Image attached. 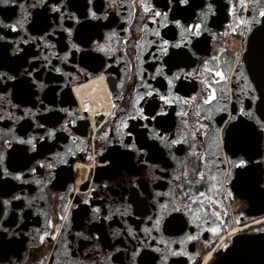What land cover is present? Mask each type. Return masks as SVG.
Wrapping results in <instances>:
<instances>
[{
    "label": "flooded vegetation",
    "instance_id": "flooded-vegetation-1",
    "mask_svg": "<svg viewBox=\"0 0 264 264\" xmlns=\"http://www.w3.org/2000/svg\"><path fill=\"white\" fill-rule=\"evenodd\" d=\"M32 2L34 0H24L26 6ZM232 2L239 4L240 0ZM86 3L87 0H73L74 7L71 10L82 8L84 17L79 23L72 21L75 25L72 38L87 33L93 40L103 41L105 34L115 29L118 35L112 38L109 45L114 49L111 56L96 52L89 45L82 46L79 52L71 49L68 62H65L62 56L69 51L70 45L67 33H63V40L59 34L51 37L55 48L45 49L51 60V64H46L43 54L36 47L40 41H29L32 45L30 48L22 41L15 44L16 37L23 36L26 39L28 33L42 35L29 27L31 18L24 25L28 32H22L19 28L16 32L0 28V31L11 37L7 41H0V63L4 66L0 71H8L20 64L19 60L10 58L12 48L5 49V44L24 49L28 59L39 58L38 61L32 60V64L37 70L44 68L37 80L43 81L47 87H34L36 97L44 100L47 95L45 104L52 99L57 104L61 100L65 101L60 107L72 110L73 115L68 118L76 121L70 125V132L60 128L62 120L45 125L46 129L57 128V132L53 139L39 142L44 147L39 148L38 144V154H26L33 157L27 166L37 168L36 174L25 173L29 178L27 183L5 178L10 183L4 186V191L9 196L22 194L24 198L12 202L13 208L5 218L6 223L0 220V224L8 230L3 233V229H0L3 234L0 239V264H131L132 245L137 244V241L126 235L128 227L131 226L136 235L144 237L142 230L151 227L157 215L161 217L159 230L153 229L151 235L155 239L146 242L162 249L179 248L182 253H187L169 255L167 264H213L231 245L234 237L264 234V161L254 155L257 150L264 155V134L257 135L239 126L232 129L228 136L230 125L224 123L233 108L239 113L241 106H252L253 112L260 115L257 110L261 109L260 101L252 102L251 96H259L258 83L264 84V38L256 33V29L264 23V17L258 14L259 9L264 7V0L255 4L245 0L244 7L233 13H228L225 7L228 0H213L216 13L209 14L206 30L199 37H190L195 47L189 45L184 49L186 56H173L171 60L168 57L179 49L170 46L167 55L160 53L159 43H152L157 38L153 37L150 30L159 28L161 35L175 44L181 39L177 26L168 24L160 27L147 20L138 4L135 5L136 10H132L133 0H117L116 6L107 9L108 19L100 20V26H97V21L87 15V8L84 7ZM108 3L109 0H93V6H98L101 12ZM153 3L163 9L166 0H153ZM190 3L193 4L189 10L192 15L184 13L176 17L182 20V24L198 22L194 17L198 15L200 0H190ZM26 10L33 14L38 11L30 7ZM21 15L20 0L0 5V18L6 22H15ZM77 15L80 13L77 12ZM142 16L145 17L143 20ZM237 16L255 19L244 26L236 20ZM169 17H172L171 12ZM257 20L261 23H256ZM144 24L148 27L145 28ZM56 31L60 33L62 29ZM261 41V48L255 50L254 44ZM76 42L79 43V40ZM85 48L91 52L90 57L82 56ZM53 52L57 55L53 56ZM121 57L118 63L115 62ZM205 60L208 61L207 66H204ZM53 65L62 67L64 72L51 71ZM161 65H164V75L156 71L157 66ZM27 67V64L22 65L21 73ZM169 67L171 72L168 71ZM80 68L86 71L81 72ZM180 68L184 69V74L173 82L172 94L195 99L191 103L177 99L176 103L167 105L159 99V94H169L170 86L165 77ZM189 72H193V75L188 76ZM217 72L225 78L217 76ZM145 80L153 88L159 89V94L154 93L153 97L145 98L150 103L155 102L156 111L148 115H155L156 119L144 121L137 117L132 120L131 116L136 115L131 111L133 102L138 99V93L147 90L144 87ZM204 81L211 85V89L206 87ZM8 83L11 88L12 82ZM137 84L141 87H136ZM248 84L256 87L255 93H251ZM212 89L215 90L214 99L204 103ZM0 91L7 92L6 99L0 104L15 115H22V108L27 105H21V111L17 112L7 101L11 99L13 104H19L20 99L27 97L21 96L14 88L10 92L2 88ZM245 91L249 95H243ZM173 99H176L175 95ZM36 103L39 104V100ZM113 105L117 107L113 108ZM161 105L167 112L157 115ZM137 107L147 109V104L141 101ZM113 111L116 114L109 115ZM182 112L188 115H180ZM41 115L47 113L37 112L35 119L39 121ZM125 115H129L126 121L128 128H136L135 143L137 147H144L143 153L124 148L117 142L120 139L124 143L132 142L122 135L128 128H120ZM60 116L63 118L66 114L60 113ZM237 118L255 126V121L243 114H238ZM32 123V117H24L20 121L6 117L0 121V136L9 138V128H13L17 135L25 134L21 128L36 132V128H29ZM143 124H149L147 130L141 127ZM202 124H208V128H201ZM155 128L166 134L168 139L175 138L180 142L176 145H168L167 140L161 143L151 135ZM216 128H220L219 151ZM205 132L206 136L203 135ZM193 133L196 135L193 136ZM229 148L236 151L237 157L242 154L239 151L241 149L253 154V160L246 166L247 171L228 163ZM69 149L75 155H71ZM50 153H61L67 163L57 162L53 169L36 164L37 160L45 158L54 160ZM23 162L24 158L20 154L12 153L10 149L6 151L4 164L12 166L10 171L23 170L20 167ZM185 169L188 173L186 178L182 175ZM200 170L203 171V179L196 175ZM176 176H181V180H176ZM41 177L47 183L37 185L34 181ZM181 182L186 195L174 190V185ZM69 187L73 189L71 192L68 191ZM90 189L89 203L85 204L84 197ZM198 193L203 195L199 196ZM173 195L178 197L175 204L172 203ZM65 204H68L67 209L63 207ZM73 204L77 207H72ZM160 204L167 205V210L161 212ZM17 205L24 210L22 214ZM94 206L101 209L100 218L95 220L92 219ZM128 206L130 208L125 211ZM177 206L182 210L173 211ZM185 208L190 211L183 210ZM85 209L88 210L87 214ZM13 212L16 214L13 215ZM109 213L111 219H105ZM61 215L70 220V224L61 220ZM150 216L151 220L148 219ZM49 220L52 226H49ZM57 227L60 231L56 230ZM117 230L121 235H114ZM81 231L92 239L77 236L76 233ZM186 234L193 235L195 239H185ZM254 253L252 255L256 259L258 252ZM153 254L159 258L162 253ZM136 264H140V255L136 257Z\"/></svg>",
    "mask_w": 264,
    "mask_h": 264
},
{
    "label": "snow or ice",
    "instance_id": "snow-or-ice-1",
    "mask_svg": "<svg viewBox=\"0 0 264 264\" xmlns=\"http://www.w3.org/2000/svg\"><path fill=\"white\" fill-rule=\"evenodd\" d=\"M245 0H240L239 4H235L232 2V0H228L227 11L228 13H233L237 9H242L244 7ZM250 3H258L259 0H249ZM9 3H16V0H0V5H7ZM139 5L140 10L146 14V19L149 21H152L154 24H158L160 27H166L168 24H173L177 26L180 29V36L181 39L177 41L175 44H172V42L169 39L164 38L163 35H161V32L159 28L151 29V34L153 37L157 38L152 41V43H159L160 48L158 51L162 54L167 55L169 53V47L177 48L179 49L178 52L172 53L171 56L168 57L169 60L172 59L173 56L180 57V56H186L187 53L184 51L185 48H188L189 45L192 47H195V45H192V41L190 37H199L201 35V32L206 30V22L209 18V14L215 15L216 9L214 7L213 0H200V7L198 10L197 17H194L198 19V22L196 23H186L182 24V20L180 18H176L179 15H183L184 13H188V15H192V13L189 11L193 8V4L190 3V0H166V3L163 5V9L156 6L155 3H153V0H133V11L136 10L135 5ZM117 0H109V3L104 5L105 10L103 12L100 11V8L93 6V0H87V3L84 5V7L87 8V15L88 17L92 18L93 20L97 21V26L99 25L100 20H107L109 16L108 8L109 6H116ZM184 6V7H182ZM30 7L33 9H38V11L33 14L32 12L27 11L26 9ZM74 7L73 0H34V2L28 4L27 6L24 3V0H20V8L23 11V15H21L15 22H6L5 19L0 18V28L2 29H11L12 32H16L19 28L22 32H28V30L24 27L26 23H28L29 18H31V23L29 24V27L33 29L34 32L42 33V35H32L31 33H28L27 38L25 39L23 36L16 37L15 38V44L18 45L21 43V41L28 45L29 48L32 46L29 41H40V43L36 44V47L40 49L41 53L43 54V60L46 64H51V60L48 59V55L45 52V49L51 50L52 48H55V44L53 43L51 37H54L56 35H60L61 40H63V33H67L68 41H69V51L64 52L62 59L65 62H68V57L71 54V49H75L76 51H81L82 46H91L92 49L96 52H102L106 55L111 56L113 52V48H111L109 45L112 42V38L116 37L118 35L117 31L115 29L110 30L107 34H105L104 40H93L92 36L85 33L84 35H78L76 39H73V29L75 27L74 24H72V21H76L79 23V21L84 17V11L82 8H76L75 10H71ZM77 12L80 13V15H77ZM172 13V17H169V13ZM259 16L264 17V7H261L258 11ZM145 17H141L143 20ZM254 17H249L248 19H243L239 16L236 17V20L239 21L241 25L247 26L248 24L252 23ZM67 21V23H65ZM256 23H261V21H255ZM144 27L147 28L148 25L144 24ZM57 29H62V32L57 33ZM235 30V29H233ZM125 32H127V29H124ZM10 34H7L5 32L0 31V41H7L9 40ZM126 39V37H125ZM79 40V43L76 41ZM183 45V47H181ZM5 49L11 47L12 48V57L15 60H19L20 64H18L15 68H10L8 71H0V88L6 89L8 92L11 91L12 88L16 89L17 92L24 97H27L26 99H20L19 104H13L11 99H9L7 102L10 105L11 108L16 109L17 112L21 111V105H27L22 108V115H15L12 111H9L8 108H5L2 104H0V121H3L6 119V117L11 118L15 121L23 120L24 117H32L33 123L29 125V128H36V132H28L26 129L21 128V131H23L25 134L23 135H17L13 128L7 129V134H10L9 138H4L0 136V220H5L6 217H8L10 211H12L13 208V201H20L22 198V194H16L9 196L8 193L4 191V186L6 184L10 183V180L5 178H11V180L15 181H24L25 183L28 182V177L25 176V173H31L36 174L37 168L31 167L29 168L27 165L32 160V156H27V153H33L38 154V144L40 141H45L46 139L51 140L54 137V134L57 132V128L55 127H48L45 128L46 124H56L57 121L62 120L63 122L60 124V128L64 129L65 131H71L70 125H73L76 123L74 119H69L68 117H71L73 115L72 110H70L67 107H60L61 104H64L65 101L61 100L59 104H57L55 99H52L50 103L45 104V100L47 99V95H45L44 100H40L39 97H36L35 92L33 91L34 87L43 89L47 87V85L44 84L43 81L37 80V77L40 76V73L44 71V68L41 67L39 70H37V67L32 64V60H39V58L32 57V59H28L26 52L24 49L17 47L12 44H5L3 45ZM195 55V52L192 53ZM53 56H56L57 53L53 52ZM83 57H90L91 52L85 48V50L82 52ZM118 58L115 62H119ZM204 66L208 65V61L205 60ZM27 64L28 67L24 69L23 73H21V66ZM167 64V61H165V65ZM4 67L2 63H0V68ZM105 67H108L107 64H105ZM164 65L157 66L156 71L157 73L164 75L163 72ZM81 72H85L86 69L80 68ZM51 71H54L56 73H63L64 69L60 66L53 65ZM168 71L171 72V67L168 68ZM211 71V69H209ZM10 73H16L15 75ZM35 73V76L33 75ZM184 74V69L180 68L177 72H172L170 76H166L165 78L168 81L169 84V94H159V89L153 88L150 84H147V81H144V87L147 88L146 91H143L142 94L138 93V99H136L133 102V106L131 111H134L136 113L135 116H131L132 120H136L137 117H139L140 120L149 121V120H155L156 116H149L148 113H152L156 111V105L155 102H149L145 98L146 97H153L154 93L159 94V99L164 101L165 104L171 105L177 102L178 100L183 101L184 103H191L192 100L195 99V97L192 98H186V97H179L178 94H172L171 86L173 85V82L175 80H179L181 75ZM18 75L20 78L18 79ZM188 76L193 75V72L187 73ZM217 76L223 77V74L220 72L216 73ZM50 79H52L50 77ZM55 79H59V77H56ZM143 79V78H142ZM155 79V77H153ZM12 82L11 88L9 87V83ZM206 87L208 89H211V85L207 84V81H204ZM136 87H141V85L137 84ZM247 87L250 89L251 93L256 92V87H253L251 84H248ZM260 94L259 96L252 95L251 101L254 102L256 100L260 101V104L264 106V84L259 85ZM53 92L56 91V89H52ZM237 91H241L240 89H237ZM243 95L247 96L249 95V92H242ZM15 96V94H13ZM173 95L176 96V99H173ZM7 92L0 91V101H3L6 99ZM35 97V99H33ZM215 97V90L212 89L209 91L207 99L204 100V103H208ZM39 100V104L36 103V101ZM144 101L145 104H147V109L144 107H137L140 105V102ZM32 105H35L33 107ZM117 105H113V108H116ZM227 111V109H224ZM260 112V115L257 116L253 112L252 106H241L239 108V113H237V110L233 108L232 113L228 115V118L224 120L225 124H229V128L227 130V135L230 136L232 129H236L239 126L246 127L250 129L252 132H255L257 135L264 134V119H261V117H264V107L261 109H257ZM123 111V110H122ZM47 113V115H41L40 120L37 121L35 119L36 113ZM167 109L163 107L162 105L159 106V112H157V115L166 113ZM60 113H65V117H61ZM115 111L109 113V115H115ZM238 114H243L244 116L249 117L250 120L255 121V126L252 124H246L242 120H238ZM182 116H187V112L180 113ZM199 115V113H197ZM203 119V117H201ZM129 119V115H125L124 120L120 122V128H128V124L126 121ZM221 119H224L223 117ZM40 121H43L41 123ZM232 121H235V123H230ZM187 123L186 121L184 122ZM199 123V121H198ZM141 127L145 128L146 130L149 127V124H143ZM201 128L207 129L208 124H202L200 125ZM257 128L259 131L257 132ZM119 131V129H118ZM134 132H136L135 126L132 128H128V131L126 133H122V135H126L130 141L129 143H124L122 139H120L119 143L123 145L124 148L127 149H135L137 153H143L144 147H137L135 140L136 136H134ZM43 133V134H41ZM219 133L220 128H216V134H217V150L219 151L220 144H219ZM152 136H155L158 140L161 141V143H164L165 140H167L168 145H176L180 141H178L175 138L168 139L166 134L161 133L158 128L153 129ZM193 136L196 135V133L192 134ZM203 135H207V133H203ZM105 138L107 137V134H104ZM75 139H80L79 137H76ZM112 141H109L111 143ZM43 144H39V148H43ZM227 147V145H225ZM11 150L12 153H18L21 155L22 158H24V162L20 165V167L23 170H16V171H10L11 165H5V156L6 151ZM230 155L228 156V163L232 167H236L238 169H243L244 171H247V167L250 162L253 160V154H249L246 151H243L242 149L239 150L242 152V154L237 157L236 151H233L231 148L228 149ZM69 153L71 155H75L74 152H71L69 149ZM50 155L53 156L54 160H37L36 164L40 167H46L47 169H53L56 167L57 162H63L67 163L66 160L62 159L61 153H50ZM255 156L259 158V160L264 161V155H261V152L257 150L254 153ZM56 157H61V159L56 160ZM103 159V158H102ZM55 161V162H54ZM105 163H108V161H105ZM258 166V165H257ZM49 175H52V173H49ZM182 175L186 178L188 173L187 169L184 170ZM196 175L203 179V171H197ZM230 175V173H229ZM228 177L226 176L225 179ZM176 180H181V176H176ZM215 179V178H213ZM37 185L46 184L47 180H45L43 177L40 179H35L34 181ZM73 189L71 187L68 188V191L71 192ZM174 190L179 191L181 195H186L184 190V184L181 182L180 184L174 185ZM10 191V190H9ZM88 195H91V189L89 190L88 194L84 197V203L88 204ZM133 195L135 196V192H133ZM197 195L202 196L203 193H198ZM32 199H35L33 197ZM178 197L173 195L172 203L175 204ZM189 199H191L189 197ZM28 205H25L27 207ZM65 209L68 208V204H65L63 206ZM72 207H77V205L73 204ZM161 212L167 210V205L160 204L159 205ZM130 206L125 208V211L128 210ZM18 211L22 214L23 209L19 208L17 205ZM173 211H181L182 208L180 206L174 207L172 209ZM185 211H190V209H183ZM85 214H87V209L84 210ZM16 213L13 212V215ZM215 214V213H214ZM101 215V209L98 206H94L92 208V219H99ZM105 219H111V213H109ZM61 220H65L66 224H70V220H68L65 216L61 215ZM149 220L152 219V217H148ZM161 217L159 215L155 218V223L151 225V227H145L142 231L144 233V237H140L135 234V230L129 226L127 229L126 235L131 237L133 240L137 241V244H133L130 254L131 264H136V257L137 255H140V264H167L169 255L172 256H180V255H187L186 252L181 251V249H162L160 247H157L155 244L147 243V240H154L155 238L152 237L151 232L153 229L159 230ZM7 221L5 220V223ZM49 226H52V222L48 221ZM0 229H3V233H7V229L3 227V224H0ZM57 231H60L59 227L56 229ZM215 231V229H213ZM77 236H82L85 239H92L91 236H85L84 232H77ZM114 235H121V232L117 230ZM3 234L0 233V239H2ZM185 239L187 240H193L195 237L191 234H186ZM41 240H43V236L41 237ZM183 243V241H181ZM226 246V245H224ZM98 247V246H97ZM141 249H144L143 252H141ZM148 249H152V251H148ZM115 251L119 252L120 249H115ZM155 253H162L159 258H157ZM109 256H111V253H109Z\"/></svg>",
    "mask_w": 264,
    "mask_h": 264
},
{
    "label": "water",
    "instance_id": "water-1",
    "mask_svg": "<svg viewBox=\"0 0 264 264\" xmlns=\"http://www.w3.org/2000/svg\"><path fill=\"white\" fill-rule=\"evenodd\" d=\"M256 30L257 35L264 38V23ZM262 43L263 41L254 44V49H260ZM261 84L262 82L258 83ZM260 106L263 107L261 104ZM254 252H258L256 259L252 255ZM213 264H264V234L234 237L231 245Z\"/></svg>",
    "mask_w": 264,
    "mask_h": 264
}]
</instances>
